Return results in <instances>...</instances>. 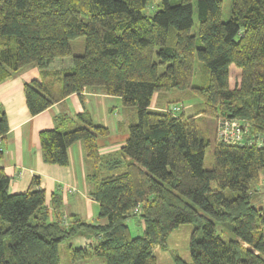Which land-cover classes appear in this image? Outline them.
Instances as JSON below:
<instances>
[{"label": "trees", "instance_id": "16d2710c", "mask_svg": "<svg viewBox=\"0 0 264 264\" xmlns=\"http://www.w3.org/2000/svg\"><path fill=\"white\" fill-rule=\"evenodd\" d=\"M223 5L224 0H0V84L27 67L39 68L40 76L24 85L31 116L92 90L119 98L128 125L125 144L111 156H102L97 144L109 129L87 111L57 118L56 128L39 135L44 161L62 167L69 165L68 149L82 143L100 208L95 223L66 217L62 196L53 193L48 200L37 189L39 177L27 191L10 193L12 178L0 168V264H61L60 246L76 237L93 242L70 244L71 262L157 264L154 248L165 250L169 236L188 224L195 226L192 261L176 257L175 264H264V205L255 203L264 178V143L248 144L264 136V0H232L227 22ZM80 37L84 52L74 54L72 42ZM65 58L71 68L49 70ZM196 59L203 64L198 86ZM232 66L241 71L235 86ZM191 99L199 102L187 114L181 103ZM174 105H180L176 113ZM222 119L249 125L244 144L218 139ZM210 120L216 123L215 164L206 170ZM9 132L2 114L0 140ZM136 216L143 235L134 238L127 221ZM219 225L234 237L225 241Z\"/></svg>", "mask_w": 264, "mask_h": 264}, {"label": "crops", "instance_id": "0c3cea01", "mask_svg": "<svg viewBox=\"0 0 264 264\" xmlns=\"http://www.w3.org/2000/svg\"><path fill=\"white\" fill-rule=\"evenodd\" d=\"M82 47V45H81ZM72 60L56 59L49 70L69 69ZM241 71L230 69V84L235 86L241 78ZM237 78L232 85L231 78ZM40 76L38 67L30 66L0 84V117L5 114L10 127L6 139L0 140V148L4 157L0 160V168L12 178L10 193H22L30 188L35 177L40 178V186L48 200L53 193L62 196L66 217L76 215L87 223H95L99 217V204L92 196L93 183L88 180L92 168L85 159L81 142L68 149L69 165L66 167L48 164L44 161L39 135L42 131L56 128V119L62 116L76 118L87 111L97 125L109 129L110 134L97 139L100 154L111 156L117 154L128 138V125L121 100L117 97L100 94L96 91L83 90L80 94H72L56 102L42 113L31 116L26 104L24 85ZM59 84H56L58 90ZM156 99L153 103L156 105ZM259 204L264 205V179L257 186ZM105 223L104 220L100 221ZM93 241L85 237H76L72 245L82 248ZM69 257V255L67 256ZM64 259L65 264H105L100 258L71 262Z\"/></svg>", "mask_w": 264, "mask_h": 264}, {"label": "rangeland", "instance_id": "374dc122", "mask_svg": "<svg viewBox=\"0 0 264 264\" xmlns=\"http://www.w3.org/2000/svg\"><path fill=\"white\" fill-rule=\"evenodd\" d=\"M232 0H224L223 5V15L222 20L223 22L229 21L230 18V10H231ZM147 13L152 15L154 13L153 10L148 9ZM192 34L194 36H198V12H197V2H194V12H193V26H192ZM78 41V42H75ZM76 43V44H73ZM84 43L85 37H80L72 42V51L74 54H82L84 52ZM82 45V47H81ZM203 69V64L196 59V66H195V76L193 79V85L198 86L200 85V73ZM233 71L237 70L240 71L236 66H232ZM160 73L163 72V67L159 68ZM241 75V74H240ZM232 85H234L237 81V78H231ZM172 98L174 96H171ZM176 100V97H174ZM198 99H191V100H183L181 104L184 105V112L186 111L187 114L192 113L194 110L193 104L198 103ZM193 105V106H192ZM180 107V105H174L173 108ZM120 108H123L122 102H120ZM199 108H196V111ZM208 138L210 140V145L207 146L205 150V159H204V168L206 170H211L214 168V143L216 139V123L213 120H210V125L208 128ZM106 173L105 169L103 170ZM264 179V178H263ZM258 193L255 194V203L258 204ZM260 203V202H259ZM127 225L130 228L132 237H138L143 235V225L139 216L132 217L127 221ZM195 231L194 225H182L178 227L168 238L167 240V248L161 249L159 247L154 248V256L157 259V264H175V258L180 257L186 263H191V254H190V243L192 234ZM218 233L221 237L228 241L233 238V234L229 230L227 226L219 225L217 228ZM202 234H198V238L201 239ZM72 241L63 243L60 246V255H61V264H65L63 261L69 255V245L72 244ZM69 261V257H67ZM103 260V259H101Z\"/></svg>", "mask_w": 264, "mask_h": 264}, {"label": "built area", "instance_id": "2783aa9c", "mask_svg": "<svg viewBox=\"0 0 264 264\" xmlns=\"http://www.w3.org/2000/svg\"><path fill=\"white\" fill-rule=\"evenodd\" d=\"M172 112L176 113L180 110V107H176L171 109ZM249 131V125L239 121V120H230V119H222L219 122L218 127V139L221 142H224L229 145H241L244 144V135ZM257 143L259 147L263 146L264 136L258 137L255 141L251 140L248 144Z\"/></svg>", "mask_w": 264, "mask_h": 264}]
</instances>
